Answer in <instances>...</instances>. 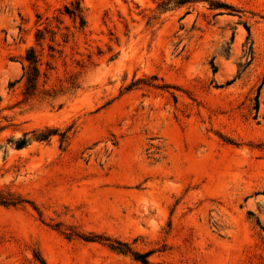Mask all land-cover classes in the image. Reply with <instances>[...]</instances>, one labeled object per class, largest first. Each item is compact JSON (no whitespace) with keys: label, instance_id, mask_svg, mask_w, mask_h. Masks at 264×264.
Wrapping results in <instances>:
<instances>
[{"label":"rangeland","instance_id":"rangeland-1","mask_svg":"<svg viewBox=\"0 0 264 264\" xmlns=\"http://www.w3.org/2000/svg\"><path fill=\"white\" fill-rule=\"evenodd\" d=\"M142 260L264 264V0H0V264Z\"/></svg>","mask_w":264,"mask_h":264},{"label":"trees","instance_id":"trees-1","mask_svg":"<svg viewBox=\"0 0 264 264\" xmlns=\"http://www.w3.org/2000/svg\"><path fill=\"white\" fill-rule=\"evenodd\" d=\"M29 63V71L27 73V82L30 84V86H35L36 80L39 75V70L37 67V58L35 55L30 56L29 58H26ZM25 143V140H22L19 145H22ZM143 263L147 264L145 260H142Z\"/></svg>","mask_w":264,"mask_h":264}]
</instances>
